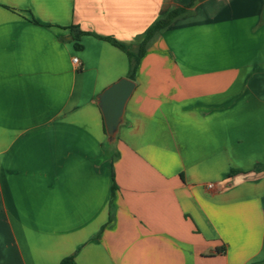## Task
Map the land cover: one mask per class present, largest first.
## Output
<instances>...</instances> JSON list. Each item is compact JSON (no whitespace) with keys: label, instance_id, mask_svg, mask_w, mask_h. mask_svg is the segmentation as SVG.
<instances>
[{"label":"crops","instance_id":"obj_1","mask_svg":"<svg viewBox=\"0 0 264 264\" xmlns=\"http://www.w3.org/2000/svg\"><path fill=\"white\" fill-rule=\"evenodd\" d=\"M191 2L0 0V264H264L263 0H197L104 131L131 63L101 38L136 55Z\"/></svg>","mask_w":264,"mask_h":264},{"label":"trees","instance_id":"obj_2","mask_svg":"<svg viewBox=\"0 0 264 264\" xmlns=\"http://www.w3.org/2000/svg\"><path fill=\"white\" fill-rule=\"evenodd\" d=\"M196 1L197 0H192V2L187 7L174 9V10L170 11L165 17L157 20L155 22V24L153 26H151V28L147 32L145 39L140 44L139 52L136 55L132 54L126 45L119 43L114 38H111V37L101 38V39L108 41L112 45L120 48L121 50H123L128 55L130 63H131V72H130L128 79L135 81L136 70L139 66L141 59L146 54L148 45H149L150 41L154 38V36L159 34V33H162L176 19L188 14L190 12V9L195 6ZM263 12H264V0H263ZM69 29L71 30V39H72V41H74V46L77 49H82V45L80 44V40H81V37L83 35H85L86 33L83 32L78 26H70ZM103 126H104V131L106 133L104 120H103ZM116 188H117L116 185H114L113 189H112L113 195H114ZM60 264H75L74 257L70 256L68 258H65L64 260L61 261Z\"/></svg>","mask_w":264,"mask_h":264},{"label":"water","instance_id":"obj_3","mask_svg":"<svg viewBox=\"0 0 264 264\" xmlns=\"http://www.w3.org/2000/svg\"><path fill=\"white\" fill-rule=\"evenodd\" d=\"M134 81L123 78L105 89L97 98L109 142L116 140L126 105L135 90Z\"/></svg>","mask_w":264,"mask_h":264},{"label":"built area","instance_id":"obj_4","mask_svg":"<svg viewBox=\"0 0 264 264\" xmlns=\"http://www.w3.org/2000/svg\"><path fill=\"white\" fill-rule=\"evenodd\" d=\"M73 63H74L75 65H79V64H80V61H79L78 58H74V59H73ZM209 188H213V185H209Z\"/></svg>","mask_w":264,"mask_h":264}]
</instances>
